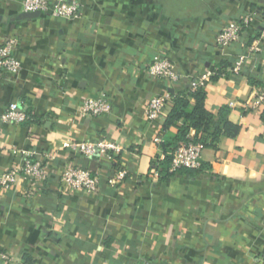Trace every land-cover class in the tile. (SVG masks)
Here are the masks:
<instances>
[{"label":"crops","instance_id":"crops-1","mask_svg":"<svg viewBox=\"0 0 264 264\" xmlns=\"http://www.w3.org/2000/svg\"><path fill=\"white\" fill-rule=\"evenodd\" d=\"M22 1L0 0V46L16 38L22 64L14 74L0 71V111L19 102L32 120L0 124V173L28 153L49 175L35 187H0V264H264V110L244 106L264 87V0H81L77 18L18 20ZM245 13L256 18L241 38L216 47L219 29ZM156 53L180 80L146 74ZM219 67L204 107L238 131L203 146L200 171L153 178L152 161L177 127L164 128L172 100L154 121L147 103ZM98 92L111 112L82 116L83 99ZM194 104L189 98L188 108ZM72 140H109L122 151L112 160L85 157L65 147ZM68 163L97 175L98 190L62 182ZM120 169L124 180L109 185Z\"/></svg>","mask_w":264,"mask_h":264},{"label":"built area","instance_id":"built-area-1","mask_svg":"<svg viewBox=\"0 0 264 264\" xmlns=\"http://www.w3.org/2000/svg\"><path fill=\"white\" fill-rule=\"evenodd\" d=\"M22 10L24 12L46 13L53 17L73 19L77 18L81 12V0H23ZM256 14L245 13L236 21L223 25L215 35V45L218 48H226L241 38L242 32L248 28L256 18ZM262 35H264V18H262ZM17 40L8 38L0 46V71L7 73H17L22 69L20 60L15 55ZM254 46L249 47V51L255 50ZM244 55H240L234 62L230 71L239 74L242 71ZM144 71L150 77L166 83H174L180 80L181 75L176 70L175 64L166 56L156 53L151 61L144 68ZM215 70L199 74L194 77L189 84L191 91L199 87H205L206 83L215 74ZM171 100L170 93L152 97L146 105V117L154 121L158 119L162 110ZM233 105V104H231ZM244 106L255 113H261L264 110V87L258 88L254 95L249 98ZM111 112V103L104 92H98L94 95L86 96L81 104L80 114L82 116H101ZM32 120L27 109L19 102H11L0 111V124H23ZM154 142L161 144V137H155ZM65 147L73 153L92 157L99 154L102 158L112 160L122 151V147L113 141L99 140L97 142L69 141ZM202 143L196 138V131L190 130L184 141L177 143L176 147L170 152V162L168 171L176 173L182 169H201L202 163ZM13 152H17L13 149ZM165 158V154H158L152 161L151 176L159 178L158 165ZM126 171L120 169L116 174L108 178L109 185H116L126 177ZM48 171L38 160H32L31 154L25 153L21 164L12 166L0 173V187L9 189L20 180L30 187L42 185L48 178ZM62 182L70 185L76 190L86 194L94 193L98 190L100 179L92 174L88 169L74 166L68 163L61 176ZM2 257H6L2 255ZM264 261V251H263Z\"/></svg>","mask_w":264,"mask_h":264},{"label":"trees","instance_id":"trees-1","mask_svg":"<svg viewBox=\"0 0 264 264\" xmlns=\"http://www.w3.org/2000/svg\"><path fill=\"white\" fill-rule=\"evenodd\" d=\"M222 68H218L214 74L213 79L220 75ZM171 100L173 107L164 122V128L167 129L170 126L177 127V133L168 138L162 144V151L165 154V158L158 165L159 180H168L175 173L168 171V165L170 162V152L176 147L177 143L184 141L190 130L193 128L196 131V138L203 146L211 145L216 142L222 135H235L238 131L237 126L231 125V123L222 116H214L208 112L204 107L205 91L204 87H199L196 90L191 91L189 88L182 93H171ZM189 98L195 100L193 108H188ZM182 120L183 123L178 125V121ZM192 171L198 172L201 169H182L180 171ZM178 171V173L180 172ZM177 173V172H176Z\"/></svg>","mask_w":264,"mask_h":264},{"label":"water","instance_id":"water-1","mask_svg":"<svg viewBox=\"0 0 264 264\" xmlns=\"http://www.w3.org/2000/svg\"><path fill=\"white\" fill-rule=\"evenodd\" d=\"M41 13L39 11L35 12H22L19 15L16 16V19H30V18H35L39 16Z\"/></svg>","mask_w":264,"mask_h":264}]
</instances>
